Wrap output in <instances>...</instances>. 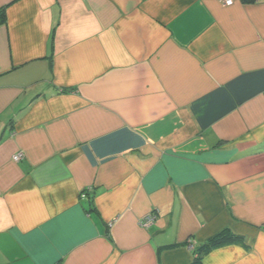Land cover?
Returning a JSON list of instances; mask_svg holds the SVG:
<instances>
[{"label":"crops","instance_id":"1","mask_svg":"<svg viewBox=\"0 0 264 264\" xmlns=\"http://www.w3.org/2000/svg\"><path fill=\"white\" fill-rule=\"evenodd\" d=\"M3 8L0 264H264V0Z\"/></svg>","mask_w":264,"mask_h":264},{"label":"trees","instance_id":"2","mask_svg":"<svg viewBox=\"0 0 264 264\" xmlns=\"http://www.w3.org/2000/svg\"><path fill=\"white\" fill-rule=\"evenodd\" d=\"M245 1H252V0H245ZM5 19H6L5 9L3 8L0 9V24L5 22ZM234 240H236V238L234 236L228 235L227 233H222L221 235L212 238L208 243H206L201 247V250L198 254L199 260L205 253H208L214 248Z\"/></svg>","mask_w":264,"mask_h":264},{"label":"built area","instance_id":"3","mask_svg":"<svg viewBox=\"0 0 264 264\" xmlns=\"http://www.w3.org/2000/svg\"><path fill=\"white\" fill-rule=\"evenodd\" d=\"M221 1H222V3H223L225 6H231V5L234 4V2H235L236 0H221ZM22 158H23V154L19 153V154L15 155L13 159H14V161L18 162V161H20ZM154 220H155V216H154V215L146 216V217L143 219V221L141 222V225H142L143 227H149V226H151V225L153 224ZM191 248H192V246H191Z\"/></svg>","mask_w":264,"mask_h":264}]
</instances>
